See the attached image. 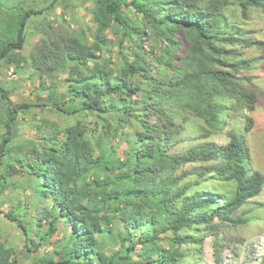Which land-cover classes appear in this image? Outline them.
<instances>
[{"label":"trees","instance_id":"16d2710c","mask_svg":"<svg viewBox=\"0 0 264 264\" xmlns=\"http://www.w3.org/2000/svg\"><path fill=\"white\" fill-rule=\"evenodd\" d=\"M33 1L0 0V70L27 63L28 22L42 12ZM234 5L243 19L250 7L264 14V0H94L92 42L76 32L39 40L31 61L50 90L45 99L14 102L0 84V193L24 173L45 203L34 222L0 214L21 228L30 252L68 225L34 264H181L178 245L202 241L183 229L245 223L236 211L260 194L264 175L247 162L259 93L246 74L257 58L244 49L264 41L226 15ZM107 29L117 37L115 61ZM33 106L74 122L39 119L12 155L18 114ZM189 124L200 131L185 136ZM42 218L36 243L31 228ZM17 254L0 242V264H20Z\"/></svg>","mask_w":264,"mask_h":264},{"label":"rangeland","instance_id":"374dc122","mask_svg":"<svg viewBox=\"0 0 264 264\" xmlns=\"http://www.w3.org/2000/svg\"><path fill=\"white\" fill-rule=\"evenodd\" d=\"M18 0H9L16 3ZM31 3V2H30ZM32 5L36 9L42 8V12L33 14L28 22L24 48L21 54L27 57V63L20 68L2 65L0 70V84L8 88L10 98L14 102H37L45 99L49 94L48 88L43 89L39 85L37 73L34 72L32 55H35L37 45L42 37H52L55 33L66 35L67 33H79L87 43L92 42L94 22V0H35ZM226 15L237 21L245 29L251 30L252 37L264 41V14L259 8L248 9V19H243L239 9L234 5L226 9ZM106 36L113 41L110 46L112 60L117 59L116 38L108 29ZM113 39V40H112ZM115 41V42H114ZM148 44L144 41V46ZM248 57L257 58L252 69L246 74L252 76V83L259 93L258 102L252 115L255 119L253 130L245 136L247 162L252 170L264 175V49L256 47L244 49ZM64 72H56L54 80L58 82L59 90H64ZM49 85V81H46ZM45 118L57 121L61 126L74 122L73 118H63L48 108L33 106L25 113L18 114L19 126L11 147L16 151L26 140L35 134L34 124H40L39 119ZM36 119V120H35ZM198 125H187L185 136L195 135L200 131ZM0 127V132L3 131ZM213 140L222 141L220 135H214ZM120 153V149H118ZM8 186L0 193V209L17 215L24 222L35 221L34 217L40 216L44 201L32 191V178L24 173L8 177ZM237 215L245 218V223L233 226L216 223L212 226L194 225L185 228L182 232L190 237L201 238V242L185 243L178 245V249L185 252L181 264H257L264 252V186L260 194L247 201L236 211ZM39 223V222H38ZM33 223L31 238L36 243L39 235L47 228L42 218L40 225ZM121 224L114 229L120 231ZM68 232V225L58 223L57 228L49 238L48 244L39 245L36 251H27L25 237L21 228L3 214H0V242L13 247L17 252L20 264H34L36 257L49 256L54 247L62 242V237ZM36 234V235H35ZM110 239H106L107 247H112ZM162 246H168V239L163 238Z\"/></svg>","mask_w":264,"mask_h":264}]
</instances>
